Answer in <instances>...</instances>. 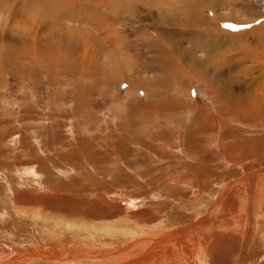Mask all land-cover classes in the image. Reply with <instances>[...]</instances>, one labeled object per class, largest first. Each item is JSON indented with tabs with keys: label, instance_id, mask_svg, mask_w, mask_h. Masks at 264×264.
I'll return each instance as SVG.
<instances>
[{
	"label": "rangeland",
	"instance_id": "obj_1",
	"mask_svg": "<svg viewBox=\"0 0 264 264\" xmlns=\"http://www.w3.org/2000/svg\"><path fill=\"white\" fill-rule=\"evenodd\" d=\"M261 1L0 0V264H91L262 173ZM249 194L219 205L208 264H264ZM162 246L139 264H184Z\"/></svg>",
	"mask_w": 264,
	"mask_h": 264
},
{
	"label": "bare ground",
	"instance_id": "obj_2",
	"mask_svg": "<svg viewBox=\"0 0 264 264\" xmlns=\"http://www.w3.org/2000/svg\"><path fill=\"white\" fill-rule=\"evenodd\" d=\"M70 4H71V2H70ZM261 8H263V7H261ZM248 191H250V194H249L250 200L253 201L252 207L256 206L258 208L259 207L261 208V206H263L264 203H260V202L257 203V200L259 198L261 199V196L264 194V170L262 171V173H258L256 175H252V176L251 175L246 176L244 179L237 180L233 185H228V186L223 187L221 189V191L219 192L218 196L216 197L214 205L211 206L210 209H208L207 214H204L200 218V221L198 222V224H195V225L193 224V225H188V226L173 228V229H167L166 228V229L159 230L157 232L153 231L149 227L143 228L140 225H134L129 230H128V228H123V229L127 230V231H125V233L121 232V231H113L112 232V234L117 233V234H123V235L126 234L127 235V238H126L124 244L123 245L120 244L121 245L120 248H118L117 250H114V251H107V252L104 251L103 253L102 252H100V253H98V252L97 253H94V252L89 253V254L83 256V258L89 262H92L91 264H93L97 260L103 261V260H108L109 258H112V257H117L118 255H122V256L128 255L127 260L121 261L117 264H139L140 260L141 261L143 260V256L146 253L149 252L148 254L152 255L153 252H156V250L160 249L161 248L160 246L163 245L161 250L169 248V247L171 249H175V247H179L184 252V254H183L184 255V259H183L184 264H208L207 259H206L207 258L206 255L209 253L208 249L211 246H213V244H210L209 240L211 238H213V241H215L216 243L218 242L219 246L222 244L223 240L227 243L230 240H232V239L229 240V239L225 238L226 235H224V234H215L216 232L212 234L214 228L216 227V225L214 224L215 223L214 217L216 216V213L219 212V208H218L219 205H221L222 202L224 205L225 201H226L227 206L235 204V203H231L232 199L228 198L229 195L231 193L233 194V192H234V194H235L234 196H238V195L241 196ZM223 208H224V206H223ZM225 208H224V210H225ZM249 208H251V207H249ZM254 209H256V208H254ZM239 210H240V213H242V208L240 206H239ZM252 210H253V208H252ZM247 212L248 211H246V213ZM203 222L208 223L209 225L204 226L205 223H203ZM233 227L234 228H232V229H234V230H237V229L241 230V228H242L241 225H234ZM198 228H199V232H197ZM107 230H108V228H107ZM210 231H211L210 237H207L206 234H208V232H210ZM204 233L206 235L205 237L200 235V234L204 235ZM128 234H130V235H128ZM93 235L94 234H92V236ZM216 235H217V237H216ZM89 236H90V234H89ZM201 237L204 239L202 242H201ZM89 241H92V240H89ZM213 241H212V243L215 244V242H213ZM176 245H178V246H176ZM207 245H209V246L207 247ZM138 247H143L142 251H144V249H146L145 251H147V252H145V253H142V251L137 252ZM135 252H137V253H135ZM40 253H42V252H40ZM162 253H164V252H162ZM28 256L30 257L31 255H28ZM128 257H129V259H128ZM221 257H222V255H221ZM216 260H217V258H216Z\"/></svg>",
	"mask_w": 264,
	"mask_h": 264
},
{
	"label": "built area",
	"instance_id": "obj_3",
	"mask_svg": "<svg viewBox=\"0 0 264 264\" xmlns=\"http://www.w3.org/2000/svg\"><path fill=\"white\" fill-rule=\"evenodd\" d=\"M261 3H262L261 7H263L262 9H264V0H262Z\"/></svg>",
	"mask_w": 264,
	"mask_h": 264
}]
</instances>
